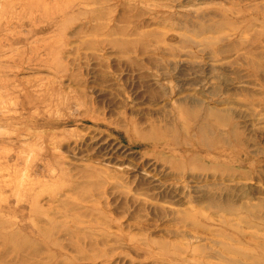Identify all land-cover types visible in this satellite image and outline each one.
I'll return each mask as SVG.
<instances>
[{"label":"rangeland","instance_id":"obj_1","mask_svg":"<svg viewBox=\"0 0 264 264\" xmlns=\"http://www.w3.org/2000/svg\"><path fill=\"white\" fill-rule=\"evenodd\" d=\"M0 264H264V0H0Z\"/></svg>","mask_w":264,"mask_h":264}]
</instances>
